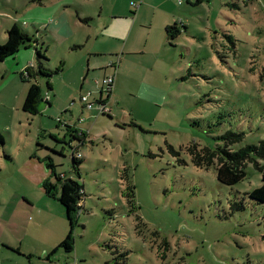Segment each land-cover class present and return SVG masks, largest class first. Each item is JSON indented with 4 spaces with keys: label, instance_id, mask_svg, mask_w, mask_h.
I'll list each match as a JSON object with an SVG mask.
<instances>
[{
    "label": "rangeland",
    "instance_id": "obj_1",
    "mask_svg": "<svg viewBox=\"0 0 264 264\" xmlns=\"http://www.w3.org/2000/svg\"><path fill=\"white\" fill-rule=\"evenodd\" d=\"M115 1L132 18L142 0H0V45L14 25L35 38L0 61V264H264V204L250 197L264 157L254 153L246 179L227 187L189 151L223 146L226 132L244 135L235 151L264 147V0H167L188 31L161 49L150 36L108 98L106 66L118 55L88 53L106 47L95 41L97 21ZM145 9L135 26L141 46L158 19L142 28L153 19ZM89 60L97 69L84 82ZM61 62L53 77L37 74ZM142 80L164 92L140 95ZM32 85L42 90L35 113L23 110ZM65 179L83 187V208L74 251L52 254L70 225L44 184Z\"/></svg>",
    "mask_w": 264,
    "mask_h": 264
},
{
    "label": "trees",
    "instance_id": "obj_2",
    "mask_svg": "<svg viewBox=\"0 0 264 264\" xmlns=\"http://www.w3.org/2000/svg\"><path fill=\"white\" fill-rule=\"evenodd\" d=\"M204 1L209 0H197L195 5H199ZM83 21L88 22L89 19ZM165 31L167 43L174 46L171 40L178 38L182 34V32H187L188 26L182 22H178L173 24L172 26L166 27ZM34 39L35 38L32 37L29 33L25 32L17 25H14L9 30H7V39L5 45H0V61H4L8 57L16 55L22 46L31 48ZM36 53L39 57L43 56L40 50H36ZM109 67L114 68L113 66ZM62 69L63 68L61 66L56 71H49L47 69L39 67L37 70V74L53 77ZM48 87H50L49 83ZM113 88V86H109L107 88L106 93L108 98L111 96ZM41 98V88L38 85H32L27 92L23 110L26 112L35 113L36 107L39 105ZM98 104L103 105V103L101 102H98ZM102 114L104 113L102 112ZM71 132L75 134L73 135L75 140L81 139L79 134H77V130ZM243 136L244 135L241 133L226 132L219 138L221 141H223V146H216L215 148L200 147L197 144H192L189 147L192 162L196 167L201 169L209 170L214 168L216 171L218 182L224 186L231 187L242 182L247 177L246 168L248 164L250 162L256 163L253 158V154L255 153L264 157V147L260 148L256 146H247L236 151L230 147L241 141ZM3 141L4 140L2 136H0V143H3ZM62 153H64V150L62 151ZM62 153L56 152V154L58 155ZM47 159H49L47 168L54 171L55 163H53V158L49 156L47 157ZM79 160V158H75V155L73 153V162L75 167L79 165ZM256 167H258L262 172V185L259 188L255 189L250 194V197L257 202L264 204V169L259 167L258 164H256ZM44 188L48 196L58 199L65 207L66 215L70 225L69 234L52 252V254L56 253L60 248L64 249L66 252H73L75 243L73 231L76 225V220L83 208V187L78 182L72 179H65L60 187H58L57 184L52 185L49 182H46L44 184ZM121 256L124 257V260L126 259L124 254L118 255V257Z\"/></svg>",
    "mask_w": 264,
    "mask_h": 264
},
{
    "label": "crops",
    "instance_id": "obj_3",
    "mask_svg": "<svg viewBox=\"0 0 264 264\" xmlns=\"http://www.w3.org/2000/svg\"><path fill=\"white\" fill-rule=\"evenodd\" d=\"M172 1H175V0H172ZM173 4H174L173 6L175 9L168 10L169 4H168L167 0H142L141 3L138 4V6L136 8L137 12L134 13L132 18L129 17L128 12H126V11H122V12L119 11L118 12L119 6H118L117 1H115L112 4V11L110 12V14L103 9V13L105 15H104L103 20H101L102 16L100 15V17L97 21V24L98 25L100 24V27L97 28L98 32L95 34L96 35L95 41H97L100 37L106 38L107 39L106 47L97 48L95 50H89L88 56L91 57L93 55H96L94 53H106V54L118 55V56H116L117 61H114V60L111 61L114 64H116L117 67L112 68L114 70L113 73L107 72L106 78L109 76L115 77V75L121 74L119 77V79H120L122 76V73L121 72L118 73L117 72L118 69L120 70L123 66L126 67V70L129 69V65L133 64L132 56H135L139 53H144L145 50L148 49V45L150 42V36H151V39L152 38L154 39V47H155V45H157L158 49L159 48L161 49L160 46L162 44L164 45V43L165 44L167 43L166 31H165L166 27L172 26L173 24L178 23V22H182V20H183V18L181 17L180 8L177 7L175 3H173ZM178 4L181 5V2H178ZM141 6H145V8H146L145 10H150L153 12V19H150L149 22L146 23V25L142 24L141 25L142 28H144V29L148 28V29L152 30V26H153L152 23H153V21H155V18H158L157 23L155 24V29H154V31H156L155 36H152V32H151V35H150V33H148L147 37L143 41L142 46H141V40L143 39L142 34L138 33V31L135 30V26L137 25L138 20H139L140 15H141V12L140 11L138 12V10L141 8ZM158 12H159V15L157 14ZM120 21L126 22L128 24L127 30H122L121 32L116 31V28L119 29V27H113V26L116 22H120ZM182 23H184V22H182ZM111 27H113L115 29V30L113 29L112 32H110ZM133 31H135V36L133 37L132 42H130V38L132 37ZM162 39H163V42H162ZM112 43H114L115 46L110 47L109 45ZM107 46H109V47H107ZM115 62H117V63H115ZM60 64H61L62 68L64 69L63 66H65V62H61ZM78 66L82 67L83 63H79ZM98 67L102 68L103 65L98 66ZM63 69L60 72H62ZM96 69H97V67L95 65L92 66L91 60H89L88 70L85 73V75L83 76V81L85 82V80H88L90 73L92 71H95ZM106 69L109 70L111 68L107 65ZM115 79H116V77H115ZM84 82L81 84V90H80L81 92L83 91V88L86 85ZM49 84H50L49 89L52 90L53 84L52 83H49ZM138 87H139L138 92L142 96H150V93L161 94L164 92L160 89H157V88L149 85L146 80H142V84ZM76 127H78L80 129V125H77Z\"/></svg>",
    "mask_w": 264,
    "mask_h": 264
},
{
    "label": "built area",
    "instance_id": "obj_4",
    "mask_svg": "<svg viewBox=\"0 0 264 264\" xmlns=\"http://www.w3.org/2000/svg\"><path fill=\"white\" fill-rule=\"evenodd\" d=\"M109 66L117 67L116 64H114L113 62H111ZM114 82H115V77H113V76H109L106 79H104V81H103L104 85H106L107 88L109 86H113L114 85ZM45 98L48 99L49 98V95H46ZM80 101L83 102V103H88L89 102V100H88V98L86 96H82L81 99H80ZM98 106L103 107V105H99V104H98ZM92 107H93V104H88V108L91 109ZM53 264H58V263H53Z\"/></svg>",
    "mask_w": 264,
    "mask_h": 264
}]
</instances>
